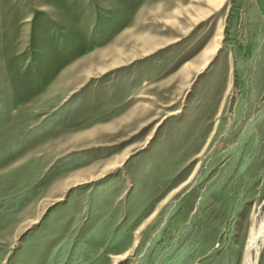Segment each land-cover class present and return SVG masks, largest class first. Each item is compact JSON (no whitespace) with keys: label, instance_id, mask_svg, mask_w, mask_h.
Segmentation results:
<instances>
[{"label":"rangeland","instance_id":"obj_1","mask_svg":"<svg viewBox=\"0 0 264 264\" xmlns=\"http://www.w3.org/2000/svg\"><path fill=\"white\" fill-rule=\"evenodd\" d=\"M263 217L264 0H0V264H246Z\"/></svg>","mask_w":264,"mask_h":264},{"label":"bare ground","instance_id":"obj_2","mask_svg":"<svg viewBox=\"0 0 264 264\" xmlns=\"http://www.w3.org/2000/svg\"><path fill=\"white\" fill-rule=\"evenodd\" d=\"M206 2L211 8L216 9V8H219L223 4L224 0H206ZM210 10L211 9H208L206 12H204L201 17L203 18L204 16L208 15L211 12ZM216 44H214L213 46L208 47L205 50L204 55H203V61L201 63V68H205V66L210 61L211 56L217 51L219 45H216ZM171 114L173 115V114H175V112L171 113ZM119 162L111 163L110 166L113 167L114 165L119 164ZM92 176L93 175L90 174L89 178H86V179H92L93 180ZM82 182L80 181V179H78V180L75 181L74 185L75 186L79 185ZM263 243H264V217L256 225H253V227L251 229L250 237H249V241H248V244H247V247H246V253H245V263L246 264H257L258 257H259L261 248L263 246ZM125 257H127V255H117V256H115V259H116L115 263H117V261H119L120 259H124Z\"/></svg>","mask_w":264,"mask_h":264}]
</instances>
